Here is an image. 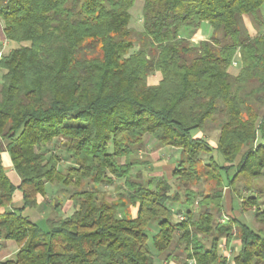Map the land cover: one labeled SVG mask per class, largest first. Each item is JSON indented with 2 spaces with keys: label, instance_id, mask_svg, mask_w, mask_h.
<instances>
[{
  "label": "trees",
  "instance_id": "16d2710c",
  "mask_svg": "<svg viewBox=\"0 0 264 264\" xmlns=\"http://www.w3.org/2000/svg\"><path fill=\"white\" fill-rule=\"evenodd\" d=\"M137 1L0 0L3 33L20 45L5 53L0 81V238L19 250L0 264H157L165 253L164 264H264V188L243 197L237 187L252 191L264 175V0H142L139 33L130 26ZM243 16L256 21L255 36L241 28ZM210 121L219 123L223 164L213 155L204 164L214 147L192 135ZM148 135L181 150L172 171L186 186L179 222L168 180L132 177ZM56 139L74 160L64 171L49 150ZM115 179L126 193L101 197ZM202 179L208 193L192 188ZM49 183L74 188V211L41 227L27 211L47 200ZM227 186L256 211L257 230L238 216L218 222ZM17 189L24 204L9 209ZM235 241L232 259L221 254Z\"/></svg>",
  "mask_w": 264,
  "mask_h": 264
},
{
  "label": "rangeland",
  "instance_id": "374dc122",
  "mask_svg": "<svg viewBox=\"0 0 264 264\" xmlns=\"http://www.w3.org/2000/svg\"><path fill=\"white\" fill-rule=\"evenodd\" d=\"M131 13H132V18H131L130 26L137 33H139L140 31L143 30L142 0H138L135 3L134 7L131 10ZM240 26L244 30L245 34H249L250 36H255L258 33V28L256 27V21L252 17L243 16L240 19ZM194 41L198 42L197 40ZM19 46H20L19 44L9 41L6 52ZM137 48L138 46L136 45L134 47V50ZM238 63H240L239 57H237L236 61L234 62V67H232L233 73H236L237 70L239 69ZM156 82H157V76L153 74L152 83H156ZM219 133H220L219 123L213 121H210L209 126L205 131H201L198 129L192 131L193 136L205 137L214 147V151L211 154H207V153L203 154L202 158L204 164L210 162L211 155H213L219 163L223 164L225 162L223 155L215 149V146L217 145ZM49 150L51 152L52 151L56 152L60 155L61 157V162L59 165L60 170L64 171L69 166H72L74 164L73 158L70 155H68V153L64 150L61 139H56L53 143H51L49 145ZM180 156H181V150L172 147H160L157 141H155L151 136L148 135L145 138L144 147L137 154V158L141 161V163L139 166L134 167L132 170L133 179L140 182H146L147 180L150 179L157 181L161 178H165L170 182L171 184L170 193L172 194V196H176L178 198L177 201H172L168 203L169 207L174 212V216H173L174 222H179L182 220L181 218L182 216L184 217V210L186 208V203L184 202L186 186L183 183H181L179 179H174L172 176V171L176 166V164L178 163ZM200 167L202 168L204 166H200ZM230 172L231 174L234 173L235 168H233ZM209 186L210 185L202 179L200 182L194 184L192 188L195 191H203L204 193H208ZM237 187L241 188L240 195L243 197H247L248 195L251 194H260V190L264 188V175L254 182L252 191L247 190L246 184L243 182H239ZM47 189H48V195L46 200L47 202L45 203L46 205L44 206L45 213L41 212L39 214V208H37L36 210L32 208L27 211V215L31 217L32 221L41 227H46V218L49 216L50 212L52 213L51 214L52 216H58L60 215V213L62 215L64 214V216H67L73 212V208L70 209L68 212H60V210L59 211L57 210L55 212L54 211L55 209L52 208L53 203L61 202V205L59 206L62 207L63 205H66L68 202L73 201L70 198L74 191V188L72 186H66L62 183H49ZM99 191L101 197H104L105 199L108 200H113L120 193H126L124 180L115 179L113 184L110 185L103 184L99 187ZM224 203H225L226 212L223 216L218 217V222L224 220L226 221L230 216H238L253 229L257 230L259 228V223L255 218L256 211L254 209L245 210L243 208L242 200L239 194L231 192L229 186L225 188ZM72 204H74V202H72ZM197 204L198 203H196L193 207V211L195 212L196 217H198L200 211L202 210ZM262 207L264 208V195L262 197ZM136 213H137V209L131 208V214L135 216ZM156 229H157V225L153 224L149 230L151 233H154ZM178 238H179V234L177 233L171 247V250H174L175 252H179L177 249ZM227 250L232 251V254L229 257V259H232L234 253L239 250V243L235 241L232 244L231 248L229 247L227 248L225 244H222L220 249L221 254H224L225 251ZM166 255L167 253L157 256V264H164ZM181 256L184 258L185 254L181 253Z\"/></svg>",
  "mask_w": 264,
  "mask_h": 264
},
{
  "label": "crops",
  "instance_id": "0c3cea01",
  "mask_svg": "<svg viewBox=\"0 0 264 264\" xmlns=\"http://www.w3.org/2000/svg\"><path fill=\"white\" fill-rule=\"evenodd\" d=\"M211 33H212V29L211 28H207L206 37L210 36ZM0 35H2V36H0L2 39L5 38V35L3 33V24H2L1 21H0ZM155 76H157V82H158L160 80V74L158 75V73H155ZM150 81L152 82V76H151V80ZM141 150L142 149H140L139 151H141ZM1 158H2V162H3V165L5 167V170H6L7 174L9 175V177L11 178L13 183L16 186H19L20 183H21V179H20V177L18 176V174L16 173V171L14 169V166H13V163H12V160H11L9 152L6 151V150L3 151L2 154H1ZM50 201H52V200H50ZM46 202L47 201H43V202L41 201L39 203V205L37 207L33 208V209L36 210L37 208H39V214L41 212L45 213V207L44 206L46 205L45 204ZM72 202H68L66 205H63L62 207H59V208H54V206L52 205V208L55 209L54 210L55 212L57 210L58 211L60 210V212H68L72 208H73V211H74V206H73ZM23 204H24L23 194H22L21 190L17 189L15 191V193H14L13 203L9 206V209H13L14 210V209L20 208V207L23 206ZM3 210H5V208H1L0 209V211H3ZM51 214L52 213L50 212L49 216L52 217ZM47 215H48V213H47ZM29 219L32 221L30 216H29ZM18 250H19V245L17 243H15L14 241H11V240H5L3 238H0V260L14 259L16 257V254H17Z\"/></svg>",
  "mask_w": 264,
  "mask_h": 264
},
{
  "label": "built area",
  "instance_id": "2783aa9c",
  "mask_svg": "<svg viewBox=\"0 0 264 264\" xmlns=\"http://www.w3.org/2000/svg\"><path fill=\"white\" fill-rule=\"evenodd\" d=\"M8 43H9V40L5 37L3 38L2 40H0V81H1V72H2V65H1V62H2V59L6 53V49H7V46H8ZM181 219H184V217L182 216ZM225 253L227 254L228 257H230V255L232 254V251L231 250H227L225 251Z\"/></svg>",
  "mask_w": 264,
  "mask_h": 264
}]
</instances>
